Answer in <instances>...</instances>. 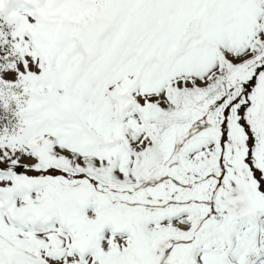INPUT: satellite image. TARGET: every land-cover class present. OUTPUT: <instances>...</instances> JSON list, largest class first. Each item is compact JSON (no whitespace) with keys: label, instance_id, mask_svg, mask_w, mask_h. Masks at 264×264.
<instances>
[{"label":"snow or ice","instance_id":"1","mask_svg":"<svg viewBox=\"0 0 264 264\" xmlns=\"http://www.w3.org/2000/svg\"><path fill=\"white\" fill-rule=\"evenodd\" d=\"M0 264H264V0H0Z\"/></svg>","mask_w":264,"mask_h":264}]
</instances>
